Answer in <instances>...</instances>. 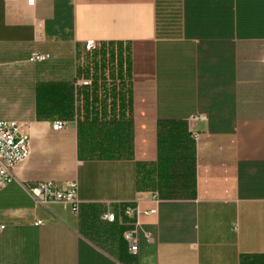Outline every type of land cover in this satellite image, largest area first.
Masks as SVG:
<instances>
[{"label":"crops","instance_id":"1","mask_svg":"<svg viewBox=\"0 0 264 264\" xmlns=\"http://www.w3.org/2000/svg\"><path fill=\"white\" fill-rule=\"evenodd\" d=\"M263 56L264 0H0V120L30 141L0 264H264ZM73 180L76 213L29 193Z\"/></svg>","mask_w":264,"mask_h":264},{"label":"built area","instance_id":"2","mask_svg":"<svg viewBox=\"0 0 264 264\" xmlns=\"http://www.w3.org/2000/svg\"><path fill=\"white\" fill-rule=\"evenodd\" d=\"M27 6H33L35 0H25ZM97 48L94 41L88 40L85 42V50L91 52ZM50 58L49 54L32 53L29 57L30 62H44ZM264 60V56H263ZM80 84L83 86L90 85L89 80H82ZM201 116L193 117L192 121L201 119ZM66 127L65 122L57 121L52 124L54 131H61ZM30 155V141L27 134L20 133L19 126L13 121L0 120V190L13 180L14 167L25 161ZM29 193L33 199L44 204L48 202H60L71 206L74 213L78 211V183L77 181H68L65 184H58L53 181H41L29 188ZM155 211L141 212L138 209L127 208L125 214L129 217L138 216L141 214H153ZM102 219L107 222H114L115 216L106 213ZM37 221L36 225L41 224ZM138 224L136 223V228ZM136 230V229H135ZM133 231L125 233L124 237L130 244L129 251L136 254L138 247L136 239L133 236ZM148 238V234H145Z\"/></svg>","mask_w":264,"mask_h":264},{"label":"trees","instance_id":"3","mask_svg":"<svg viewBox=\"0 0 264 264\" xmlns=\"http://www.w3.org/2000/svg\"><path fill=\"white\" fill-rule=\"evenodd\" d=\"M100 62L103 61L105 63H110L112 61V58L110 57V55H106L105 57L101 58V60H99Z\"/></svg>","mask_w":264,"mask_h":264}]
</instances>
